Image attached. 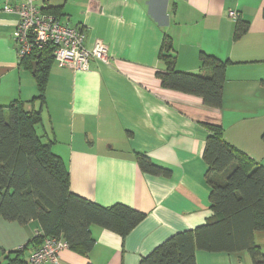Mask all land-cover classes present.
<instances>
[{
	"label": "crops",
	"instance_id": "obj_1",
	"mask_svg": "<svg viewBox=\"0 0 264 264\" xmlns=\"http://www.w3.org/2000/svg\"><path fill=\"white\" fill-rule=\"evenodd\" d=\"M28 0H0V105L30 102L38 96L33 73L21 66L12 34L16 13ZM39 9L60 8L61 22L97 40L111 61H92L90 70L58 67L54 61L38 133L51 141L70 173V190L109 207L123 204L145 214L125 237L91 227L93 250L71 248L59 264H140L172 236L194 230L214 215L203 152L209 126L224 130L226 141L264 165V0H32ZM249 30L234 40L237 20ZM168 36L176 69L210 75L202 53L229 61L221 107L199 96L165 88L159 59ZM36 110L41 103H34ZM136 154L169 169V177L144 173ZM37 221L26 225L0 218V264L24 248V259L40 245ZM264 252V232L254 234ZM197 264H254L248 252L196 251Z\"/></svg>",
	"mask_w": 264,
	"mask_h": 264
},
{
	"label": "trees",
	"instance_id": "obj_2",
	"mask_svg": "<svg viewBox=\"0 0 264 264\" xmlns=\"http://www.w3.org/2000/svg\"><path fill=\"white\" fill-rule=\"evenodd\" d=\"M44 12L60 19V8ZM249 30V23L237 20L234 40ZM50 45L21 60V66L33 73L38 96L30 102L15 100L0 105V218L20 225L37 221L41 233L33 239L41 245L46 237H57L74 250L90 253L95 246L91 227L99 226L127 236L145 214L123 204L105 207L74 194L70 173L61 157L52 151L37 127L42 124V106L50 70L54 63ZM159 59L165 64L159 72L165 88L199 96L212 107H221L225 70L229 61L206 53L201 66L210 75L181 72L176 69V51L172 40H163ZM39 101L41 109L34 103ZM203 158L207 164V183L214 215L206 224L178 233L143 258L140 264H197L196 251L214 254L248 252L254 264H264V252L255 244L254 234L264 232V165L230 145L219 126H209ZM264 142V133L262 134ZM140 169L153 176L169 177L171 171L155 164L148 156L136 154ZM24 248L10 252L5 264H24Z\"/></svg>",
	"mask_w": 264,
	"mask_h": 264
},
{
	"label": "built area",
	"instance_id": "obj_3",
	"mask_svg": "<svg viewBox=\"0 0 264 264\" xmlns=\"http://www.w3.org/2000/svg\"><path fill=\"white\" fill-rule=\"evenodd\" d=\"M4 9L19 16L12 37L20 60L50 45L54 48V61L61 68L88 71L92 61L104 64L111 61L108 47L102 41L97 40L92 47H86L83 30L61 22L55 15L36 7L32 0L19 7L6 5ZM228 15L238 20L236 11L230 10ZM68 248L63 239L46 237L24 264H59L60 253Z\"/></svg>",
	"mask_w": 264,
	"mask_h": 264
},
{
	"label": "water",
	"instance_id": "obj_4",
	"mask_svg": "<svg viewBox=\"0 0 264 264\" xmlns=\"http://www.w3.org/2000/svg\"><path fill=\"white\" fill-rule=\"evenodd\" d=\"M37 66H38V61L36 60L33 62V73L36 72Z\"/></svg>",
	"mask_w": 264,
	"mask_h": 264
}]
</instances>
